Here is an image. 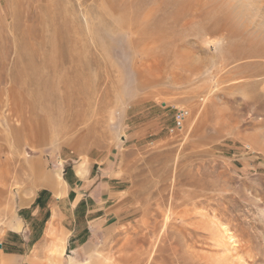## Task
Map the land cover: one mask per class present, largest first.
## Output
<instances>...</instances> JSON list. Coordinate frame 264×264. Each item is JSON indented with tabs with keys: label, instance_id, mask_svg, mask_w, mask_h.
Listing matches in <instances>:
<instances>
[{
	"label": "rangeland",
	"instance_id": "obj_1",
	"mask_svg": "<svg viewBox=\"0 0 264 264\" xmlns=\"http://www.w3.org/2000/svg\"><path fill=\"white\" fill-rule=\"evenodd\" d=\"M40 192L82 264H264V0H0V246Z\"/></svg>",
	"mask_w": 264,
	"mask_h": 264
},
{
	"label": "crops",
	"instance_id": "obj_2",
	"mask_svg": "<svg viewBox=\"0 0 264 264\" xmlns=\"http://www.w3.org/2000/svg\"><path fill=\"white\" fill-rule=\"evenodd\" d=\"M111 193L114 192L106 193L108 198ZM41 194L45 196V193H38L22 208L18 218L4 232L0 246V264L83 263L80 259V246L83 244L81 239L85 237L87 227L72 225L77 223L75 218H79L74 214H79L82 208L86 213H94L93 228H98L100 233L103 226L102 204L94 210L80 205L70 206L67 210L60 204L51 205L47 201L43 204Z\"/></svg>",
	"mask_w": 264,
	"mask_h": 264
}]
</instances>
